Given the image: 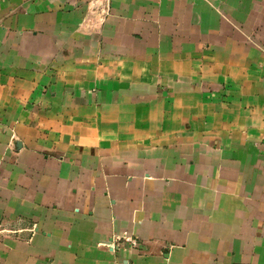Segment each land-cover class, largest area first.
<instances>
[{
	"label": "crops",
	"instance_id": "0c3cea01",
	"mask_svg": "<svg viewBox=\"0 0 264 264\" xmlns=\"http://www.w3.org/2000/svg\"><path fill=\"white\" fill-rule=\"evenodd\" d=\"M89 1L0 0V264H264V0Z\"/></svg>",
	"mask_w": 264,
	"mask_h": 264
},
{
	"label": "rangeland",
	"instance_id": "374dc122",
	"mask_svg": "<svg viewBox=\"0 0 264 264\" xmlns=\"http://www.w3.org/2000/svg\"><path fill=\"white\" fill-rule=\"evenodd\" d=\"M112 0H90L88 6L90 8L88 13L89 28L92 30H100L107 19L112 14L111 9Z\"/></svg>",
	"mask_w": 264,
	"mask_h": 264
},
{
	"label": "built area",
	"instance_id": "2783aa9c",
	"mask_svg": "<svg viewBox=\"0 0 264 264\" xmlns=\"http://www.w3.org/2000/svg\"><path fill=\"white\" fill-rule=\"evenodd\" d=\"M122 240L123 242H127L129 244H131L132 246H138L139 245V241L137 239V237L129 234V233H124L122 236L117 237L116 239H114V242H112L109 246L112 249H115L116 247H119V243H117L116 241Z\"/></svg>",
	"mask_w": 264,
	"mask_h": 264
}]
</instances>
